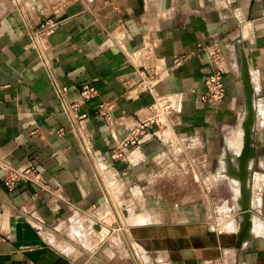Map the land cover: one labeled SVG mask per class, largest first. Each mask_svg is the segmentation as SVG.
<instances>
[{
  "label": "crops",
  "instance_id": "0c3cea01",
  "mask_svg": "<svg viewBox=\"0 0 264 264\" xmlns=\"http://www.w3.org/2000/svg\"><path fill=\"white\" fill-rule=\"evenodd\" d=\"M47 17L60 25L45 36ZM214 49L227 88L218 104L202 99ZM151 71L155 91L141 90ZM55 83L71 101L83 84L99 88L80 107L87 118L72 120ZM248 87L247 236L240 241V211L226 226L208 216L131 224L134 242L166 264H264V0H0V160L35 164L44 185L9 190L0 165V264H111L87 250L88 221L120 197L123 209L126 196L149 204L157 181L182 182L184 196L194 181L224 182L235 196L230 165L244 146ZM163 96L172 107L163 126L148 129L129 161L114 159L113 148ZM103 101L113 103L111 122L96 113Z\"/></svg>",
  "mask_w": 264,
  "mask_h": 264
},
{
  "label": "rangeland",
  "instance_id": "374dc122",
  "mask_svg": "<svg viewBox=\"0 0 264 264\" xmlns=\"http://www.w3.org/2000/svg\"><path fill=\"white\" fill-rule=\"evenodd\" d=\"M156 183L157 193L155 197L150 198L149 204L146 203L147 198L144 196V198L140 197L138 202L126 196L122 197V201L126 203L124 209L120 203L121 200L119 201L120 197L115 200L114 209L107 204V208L95 211L92 219L96 223L92 224V220H89L90 228H87L86 233L83 234L90 254L102 257L111 264H166L160 260L159 255H150L141 250V247L130 236L129 226L131 224L152 218L160 221L208 216L215 219V222L226 226L230 222L229 219L234 216V212L240 211L241 208L239 185L236 187L237 194L234 196L224 182L206 180L204 183H198L194 181L193 186L188 190L189 194L184 196L182 186L184 184L180 181L173 182L172 187L169 186L168 181L161 180ZM147 185L148 183L145 185L147 188L141 189L144 193L152 190V186ZM148 208L156 210L153 213H147ZM197 208L201 213L195 212ZM119 223L122 227H119ZM96 224L100 227H96Z\"/></svg>",
  "mask_w": 264,
  "mask_h": 264
},
{
  "label": "built area",
  "instance_id": "2783aa9c",
  "mask_svg": "<svg viewBox=\"0 0 264 264\" xmlns=\"http://www.w3.org/2000/svg\"><path fill=\"white\" fill-rule=\"evenodd\" d=\"M60 25V20L55 17H47L41 24L40 33L48 36L52 34L56 28ZM211 58V72L208 74L205 80V92L202 95L204 101L211 102L212 104L220 103L226 96L227 88L224 81V70L221 66V53L219 50L214 49L209 51ZM184 58L177 57L175 59L176 63L179 64ZM156 74L151 71L146 74V76L139 83V88L141 90H147L150 92L155 91L156 86ZM55 95L60 101L62 109L70 115L72 120L85 119L88 117L87 112L78 113L82 104L92 100L99 95V88L93 83L83 84L80 89V95L77 100L71 101L67 98L69 93V88L55 83ZM151 110H155L156 114L147 118L143 122L139 123L135 128L131 130L128 136L121 140L119 146L113 148L112 157L121 162L127 161L129 158L133 157V152L142 143L143 138L147 135L148 129L153 128V125L159 127L163 126L161 116L172 111L171 104L167 97H159L155 99L150 106ZM96 113L107 119L109 122L113 118V103L110 101H103L98 105ZM62 132V130H60ZM153 135H159L158 130L152 132ZM129 161V160H128ZM0 165L4 169V174L2 177L3 185L9 189H15L19 184L30 182L36 183L38 185L44 186L41 174L37 166L33 163H29L25 166L16 167L7 162L2 158L0 160Z\"/></svg>",
  "mask_w": 264,
  "mask_h": 264
},
{
  "label": "water",
  "instance_id": "95a60500",
  "mask_svg": "<svg viewBox=\"0 0 264 264\" xmlns=\"http://www.w3.org/2000/svg\"><path fill=\"white\" fill-rule=\"evenodd\" d=\"M247 112L244 120V146L239 155L236 156L238 161V166L236 168L231 167L233 172L238 176L240 181V215L242 216V228L240 230L239 238L242 242L247 236L248 229L250 227V200H249V188H248V164L250 158L253 156L252 147V135H253V125H254V102L253 93L251 88H247ZM96 227H100L96 224Z\"/></svg>",
  "mask_w": 264,
  "mask_h": 264
}]
</instances>
